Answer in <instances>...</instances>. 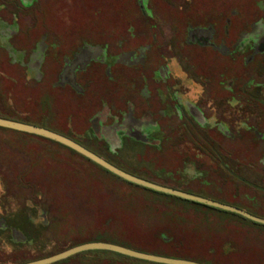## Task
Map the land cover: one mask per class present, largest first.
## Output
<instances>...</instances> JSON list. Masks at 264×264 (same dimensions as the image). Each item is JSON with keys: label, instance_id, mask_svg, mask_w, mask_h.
<instances>
[{"label": "rangeland", "instance_id": "1", "mask_svg": "<svg viewBox=\"0 0 264 264\" xmlns=\"http://www.w3.org/2000/svg\"><path fill=\"white\" fill-rule=\"evenodd\" d=\"M17 2L0 0L9 11H2L0 16L10 20L14 15L22 22L23 37L27 39L49 31L58 37L62 53L86 43L95 54L105 49L108 56L115 57L146 49L148 59L146 65L140 67H126L114 63L116 60L112 58L105 67L95 64L89 67L88 74L80 75L74 91L70 88L26 90L16 83L3 86L4 97L11 99L17 111L29 110L32 117H44L40 114L43 109L48 113L47 124L52 129L141 179L173 186L192 183L193 189H201V193L213 197L219 192L214 194L210 189L215 192L217 184L223 189L221 184L224 183L235 192L242 189L240 201L251 209L264 205L263 200L251 196L248 185L233 178L221 166V161L225 162L244 180L260 186L264 180V145L251 139L233 142L215 128L217 122L234 130L241 127L242 122L250 125L256 122L258 128L264 123V104H260L264 102V54L261 55L264 47L257 50L256 61L245 67L243 60L253 55L251 49L237 53L236 60L231 61L211 50L197 51L196 46L186 42L190 26L220 18L221 22L227 17L233 18L232 38L250 31L254 23L264 24V0H150L154 19L149 21L142 16L137 0H41L31 10H23ZM232 11L237 12L235 16ZM262 24L257 26L255 34L244 37V45L250 41L256 43L257 36L264 30ZM2 32L0 28V36ZM157 54L168 59L176 56L191 78L208 85L202 93L186 87L180 89V93L190 94L205 116L211 117L213 125L196 133L189 126L177 127L180 121L176 118H166L161 121L162 129L166 131L170 125L177 131L172 132L171 137L165 136L162 145L158 128L144 124L143 130L157 135L152 146L159 152L141 146L138 137L135 141H126L125 150L111 156L103 150V139L101 142L95 137L94 128L100 133L97 120L100 118L112 125L118 122L114 117L131 108L138 109L137 117L147 111L141 91L144 88L152 92L165 91L157 74V68L165 62ZM61 66L60 60L54 61L50 78L53 82L56 80L53 74ZM226 66L233 68L236 74L247 72L251 76L246 107L233 100L223 87L226 76L222 73ZM107 68L110 73L106 72ZM164 73L169 70L165 69ZM153 104L156 110L160 108L159 104ZM121 138L119 134L120 144ZM19 141L28 145L21 152L22 156L14 153L13 143ZM19 180H22L21 187L13 188L12 183ZM224 195L228 201L236 202L228 191L221 197ZM258 196L264 198L261 193ZM0 201L1 205L5 203V212L10 215L20 209L28 218L34 213L33 222L22 215V230L30 232V241L23 233L14 239L13 243L22 244L17 248L9 241H0V264H28L98 241L149 246L140 249L163 252L165 248L155 237L171 241L178 232L180 239L191 247L183 252L185 256L211 261L208 249L232 239L220 251L225 255L239 252L233 255L234 264H264V230L236 218L211 215L205 210L150 194L113 177L73 150L3 128H0ZM41 212L48 213V217H40ZM261 215L264 216V212ZM196 235L198 239L194 240ZM212 249L214 255H219V249ZM89 252L60 264H141Z\"/></svg>", "mask_w": 264, "mask_h": 264}, {"label": "flooded vegetation", "instance_id": "2", "mask_svg": "<svg viewBox=\"0 0 264 264\" xmlns=\"http://www.w3.org/2000/svg\"><path fill=\"white\" fill-rule=\"evenodd\" d=\"M40 1L41 0H21V8L23 10H31L37 7ZM137 3L144 19L146 21L153 20L154 9L150 4V0H137ZM1 8L2 11H8L6 10L7 8H4V6H1ZM236 13V11L231 12L232 16H235ZM0 18L6 20L1 16ZM220 20L207 22V24L204 25H196V27L190 26L191 30H189V37L188 39H186V42L190 45L196 46L197 51L201 52L211 50L213 52L219 53L225 59L231 61L236 60L235 57L237 53L240 54L246 49H251L253 50V55L251 54L249 56H246L243 60L245 67L251 66V64L256 61V56H258L257 50L264 47V30H262L263 32L260 36H257L256 43L250 41L249 43L244 45L242 41L245 36L255 34L257 26L262 23H254L250 25V31L241 32L235 38H232L231 30H233L234 27L233 18L227 17L223 20V22H221ZM3 23H1L0 26V28H3V32L1 33L2 36H0V43L1 45H3L7 41L8 46L6 50L10 56V59L18 63L19 65H22V75L27 82L26 84H24V88L27 90L31 88L42 90L43 88H45L48 89V91H52L59 88H63L64 90L70 88L72 91H74L75 84L78 82V78L80 77V75L85 76L86 74H88L90 70L89 67H92L95 64H98L96 67L107 66L109 64V59L111 58L116 60L114 63H120L122 65L124 64V66L126 67L145 66L148 62L146 49H139L134 52L132 51L127 55L120 54V56L115 57L108 56L105 49H101L99 54H95L89 49L92 47L84 43L82 47H78L75 49L70 48V50L62 53L61 51H59V39L54 33L49 31H46L45 33L39 32L35 37H30L29 39H27L23 37L24 32L22 30V22L16 20L15 17L12 22ZM220 23H222V27H219ZM262 25L264 26V24ZM220 30H222L223 36L220 35ZM262 54H264V52L261 53V55ZM157 57L165 62L163 65L157 68L158 77L164 84L165 91L163 92L162 90H158L156 92H152L149 88H144V90L141 91L142 96L146 100L145 103H147V111L143 112L141 116L137 117L135 116V114L137 115L138 109L131 108L129 109V111H125V113L114 117V119L118 118V122H114L112 125H107L105 121H102L100 120V118H98L97 127L99 128L100 133H98L97 130L93 127L94 134L97 140L102 142L103 139L104 141L103 150L107 151V153L111 156H116L118 153L123 152L126 147V141L129 140L132 142L135 141L134 139L138 137H140L138 138V140L141 143V146L146 148L151 147L154 151H157L152 146L155 137H157V135L160 136L163 145L165 136L167 137V135H170L171 137V133L177 131V128H174L170 125L169 127H167L168 130L164 131V129H162L161 121L166 118L172 120L176 118L180 121L177 127L180 126L183 129H186V126H189L196 133H199V131L201 132L211 129V126L213 125L211 117L205 116L204 110H202L201 107L198 106V102L192 100V98L189 96L190 94L187 93V95H185L184 93H180V89H183V87H186L191 91L194 90L195 93H202L203 91L207 90L208 85L200 84L195 79L191 78L189 76V72L185 69L184 65L178 60L176 56H172L170 59H168L157 54ZM53 60L55 62L57 60H60L62 64L60 70L56 74H53V78L56 79L54 82L52 81V79H50L52 78L51 68L53 67L54 63ZM165 69H168L169 73L165 74ZM106 72L110 73V68H107ZM222 75L226 76V80L225 82H223L224 86H222L226 88L230 93V97H233V100H236L238 104L246 107V98H249V92L247 89L249 87L248 84L250 83L251 76L247 72L236 74L234 73L233 68H231L230 66H226V69L224 70ZM159 97H161V99L167 98L168 100L163 101ZM153 103L159 104L160 108L156 110L153 106ZM260 104L262 105L264 104V102H260ZM8 106L12 111L15 112V107H11L13 105H10V103H8ZM217 123L218 124L215 127L216 131H218L221 136H224L225 138L233 142L251 139L259 144H262V146L264 145V131H262V128H264L263 122L260 124V128H258L259 126L256 127V122L252 123V125H250V123L242 122L239 123L241 127L238 126L237 130L231 129L229 126H226L222 122ZM144 124H152L153 126L158 128L159 133L157 135H154L150 131L143 130ZM69 130L70 129H68L67 131ZM56 133L68 137L69 139L77 142L78 144L89 150L86 145L80 143L79 141L74 140L62 133ZM119 134H122V144H120L118 140ZM22 135L35 136L26 133H22ZM38 138L41 140L51 141L42 137ZM13 144H15L16 146V149L14 151L16 156H22L23 151L26 149L25 147H28V145H25L21 141H19L18 143L14 142ZM22 146L24 147V149L20 150ZM29 147H32V145H29ZM35 147L37 148V146L34 145V148ZM91 152L94 153V151ZM95 154L100 157L102 156L101 154ZM20 183H22V180H19V182L16 184L12 183L14 186L13 188H20ZM260 184L261 185L259 186V188L262 189L260 193L264 196V180H262ZM4 195H7V193ZM261 200L264 201V198H261ZM4 206L5 203L1 205L0 201V207L2 208V210L0 209V241H9L14 247L17 248L18 246H22V244L19 245L13 243L16 236L23 233L25 236H27L29 241L31 238V234L29 231H27V229V232L22 230V215L25 220L27 219L29 222H33L34 213H30L28 218L26 214H22V210L20 209L19 212L10 215L5 212L6 210ZM38 209L39 211L41 210V208ZM40 217H42L43 219L45 217L47 218L48 213L41 212ZM2 238H4V240Z\"/></svg>", "mask_w": 264, "mask_h": 264}, {"label": "water", "instance_id": "3", "mask_svg": "<svg viewBox=\"0 0 264 264\" xmlns=\"http://www.w3.org/2000/svg\"><path fill=\"white\" fill-rule=\"evenodd\" d=\"M0 128L3 129H8V130H13L16 132H21V133H26L30 135H35L38 137H42L48 140H51L53 142H56L58 144H61L76 153L84 156L88 160L92 161L96 165L100 166L110 174L139 187L161 193L164 195L180 198L186 201L194 202L197 204L205 205L211 208H215L218 210H222L225 212L237 214L247 220H250L254 223L264 225V219L256 217L240 208H236L233 206H229L226 204H222L220 202H216L214 200H210L207 198H203L200 196L192 195L183 191H179L173 188L165 187L156 183H152L149 181H146L144 179H141L139 177H136L130 173H127L120 168L112 165L105 159L101 158L100 156L96 155L95 153L91 152L90 150L86 149L85 147L81 146L77 142L69 139L68 137H65L61 134H58L56 132H53L51 130L34 126V125H29V124H24V123H19V122H14L10 120H5L0 118ZM89 251H107V252H112L116 254H120L132 259L140 260V261H145V262H150L154 264H200L197 262L189 261V260H183V259H173V258H167L163 256H157V255H151V254H146L142 252H138L126 247H122L116 244H111V243H105V242H92V243H87L83 244L74 248H71L63 253H60L58 255L45 258L42 260H38L35 262H31L28 264H56L58 262H61L63 260L69 259L73 256H76L81 253L89 252Z\"/></svg>", "mask_w": 264, "mask_h": 264}, {"label": "trees", "instance_id": "4", "mask_svg": "<svg viewBox=\"0 0 264 264\" xmlns=\"http://www.w3.org/2000/svg\"><path fill=\"white\" fill-rule=\"evenodd\" d=\"M221 166L224 168V170L229 173L233 178H235L236 180L240 181L241 183H243L244 185H248L250 187V192L252 193L251 196L253 198H257L259 200H261V197L258 196V193H260L262 191L261 188H259V186L257 185H254V184H250L249 182H247L246 180H244L240 175H238L232 168H230L225 162H222L221 161ZM184 170V169H183ZM158 170H155L154 172H157ZM107 172V171H106ZM109 173V172H107ZM110 174V173H109ZM112 175V174H111ZM113 177L123 181L124 183L130 185V186H133L135 188H138V189H141L145 192H148L150 194H153V195H157V196H161V197H164V198H167V199H170V200H174V201H177V202H181L183 204H187V205H190V206H193L194 208H198V209H202V210H205L207 212H209V214L211 215H215V216H224V217H232V218H236L246 224H250L252 226H254L255 228L259 229V230H264V225H260V224H257V223H254L250 220H247L237 214H233V213H229V212H225V211H222V210H218V209H215V208H211V207H208V206H205V205H201V204H197V203H194V202H190V201H186V200H183V199H180V198H176V197H172V196H168V195H164V194H161V193H157V192H154V191H151V190H148V189H145V188H142V187H139V186H136V185H133V184H130L114 175H112ZM154 177V176H153ZM155 178V177H154ZM146 181H149V182H152V183H156V184H159V185H162V186H165V187H169V188H173V189H176V190H179V191H183V192H186V193H189V194H192V195H196V196H201V197H204V198H207V199H211V200H214L216 202H220L222 204H226V205H229V206H233V207H236V208H240L256 217H259V218H262L264 219V216L261 215L263 214V207L264 205H261V208H255L254 210L251 209L252 207H248L247 205H245V203H242L240 200H241V193L240 191L242 189H239L237 192L234 191L233 188H230L228 186V184H224L222 183V187H224L223 189L220 188V186H218V184L216 185V189H215V192H213V189L211 191V193H214L216 194L217 192H219V194H217V196L215 195V197H213L211 194L210 196L209 195H205L203 193H201V189L199 190H195L193 189L192 187V183L191 184H188V185H178V186H173L171 184H167L166 183H160V182H157V181H154V180H151V179H144ZM171 182V181H170ZM173 183V182H171ZM200 184V183H199ZM198 184V185H199ZM229 187V188H228ZM201 188V187H200ZM209 191V192H210ZM225 191H228V195L229 197L236 201V202H231V201H228L224 196L221 197L222 194L225 193ZM193 212H196V209L195 210H192ZM261 213V214H260ZM214 216L210 217V219H213ZM209 220V219H208ZM179 232L177 233V236L175 238H173L171 241H168V240H161V237L160 236H157L155 237L156 241L160 244L161 247L165 248L163 250V252H158V251H154V250H149V249H140V248H150L149 246H143V247H134V246H131V245H125V244H119V243H114V242H108V241H98V242H105V243H111V244H116V245H119V246H122V247H126V248H129V249H132V250H135V251H138V252H142V253H146V254H151V255H157V256H163V257H167V258H173V259H183V260H189V261H193V262H197V263H200V264H234L233 262L235 261V258L233 257V255H237L239 252H232L231 255H225L222 251H220V248L223 247V245H225L226 243H229V242H232V239L229 240V241H223L220 243V245H217L216 247H211L210 249V252L208 253L209 255H212L210 256L209 258L211 259V261H209L208 259L204 260V259H197V258H194V257H190V256H185L183 255V252L187 249V248H191L189 245H186L184 243V241H182V239H180V236H179ZM195 238L198 239L197 235L194 236V240ZM168 241V242H167ZM92 243V242H91ZM86 244V243H85ZM156 247V246H155ZM153 248V247H151ZM212 248H216V250L219 249V255L218 254H213L211 251L213 250ZM90 253V252H88ZM92 253V252H91ZM95 253H99V254H106V255H111L112 257H118V258H122V259H125V260H128V261H132V262H136V263H141V264H154V263H150V262H145V261H140V260H136V259H132V258H129V257H126V256H123V255H120V254H116V253H112V252H107V251H95ZM83 254H86V253H83ZM83 254H79L75 257H78V256H81ZM213 256H216L215 259L212 258ZM73 257V258H75ZM72 259V257H71ZM262 260V259H261ZM66 261V260H65ZM64 262V261H63ZM62 263V262H59V264Z\"/></svg>", "mask_w": 264, "mask_h": 264}, {"label": "crops", "instance_id": "5", "mask_svg": "<svg viewBox=\"0 0 264 264\" xmlns=\"http://www.w3.org/2000/svg\"><path fill=\"white\" fill-rule=\"evenodd\" d=\"M17 4L19 7H21V0H18ZM1 6L2 5L0 4V12L2 11ZM13 19H14V16H11L10 20H7V19L4 20L0 18V24L3 22H12ZM7 46H8L7 41L3 45H1L0 43V118L5 119V120L14 121V122L39 126L42 128H48L55 132L61 133V131L57 129H52V127H50L47 124L48 123L47 122L48 113L44 111L43 109L40 110V114L43 115L44 117H37V116L32 117L31 116L32 111L31 113L29 110L22 111V112H20L19 110L17 111L13 102L10 101L11 99L8 100L7 97H4L3 86L6 87L8 85H12L13 83H16L24 87V84L27 83L22 75V65H19L18 63L10 59V56L6 50ZM29 90H34V89L31 88ZM8 103H10V105H13L11 107L13 108L15 107V112L10 109V107L8 106Z\"/></svg>", "mask_w": 264, "mask_h": 264}]
</instances>
